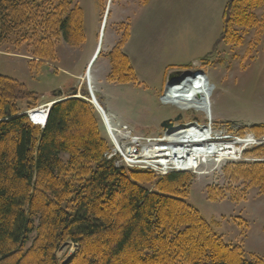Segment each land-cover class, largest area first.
Instances as JSON below:
<instances>
[{"label": "trees", "instance_id": "16d2710c", "mask_svg": "<svg viewBox=\"0 0 264 264\" xmlns=\"http://www.w3.org/2000/svg\"><path fill=\"white\" fill-rule=\"evenodd\" d=\"M76 1L0 0V43L21 35L32 42L34 57L50 61L60 40L83 45L84 10ZM99 2L105 17L108 4ZM261 10L264 0H228L222 33L208 55L223 43L242 44L244 35L260 28ZM128 37L127 31L109 54L112 82L135 81L124 52ZM40 99L0 75V264H61L56 252L66 242L79 246L68 264H264L226 244L185 200L192 176L170 173L155 181L151 172L117 168L104 156L107 141L88 101L54 103L41 128L24 114ZM258 129L260 137L264 126ZM250 155L264 158V147ZM225 172L264 191V161ZM208 195L217 200L213 190Z\"/></svg>", "mask_w": 264, "mask_h": 264}, {"label": "rangeland", "instance_id": "374dc122", "mask_svg": "<svg viewBox=\"0 0 264 264\" xmlns=\"http://www.w3.org/2000/svg\"><path fill=\"white\" fill-rule=\"evenodd\" d=\"M76 2L84 10L86 42L79 47H71L60 40L56 45L54 61L34 57L32 42L28 38L23 40L21 35L12 36L0 43V75L18 80L41 97L36 107L25 110L24 114L29 121L31 122V113L39 107L63 100L61 97H54L56 91H62V98H68L76 88L78 98L88 101L100 119L101 135L106 139L108 148L104 156L108 160L114 156L112 160H115L117 168H124L128 172L148 171L153 174L155 181H159L168 174L177 172L173 167L160 168L147 162L143 159L145 148H157L165 143L171 127H185L184 125L192 123H198L202 127L211 125L200 110L184 111L178 106L163 104L162 97L167 90L169 78L173 73L181 71L203 73L213 86L210 95L213 132L239 136L240 139L248 137L257 143L259 140V143L242 148V156L241 153L239 156L234 155V161H209L208 164H200L198 169L185 171L193 179L183 194L187 195L185 200L200 212L226 244L240 246L248 260L256 256L264 260V191L251 181H235L234 177L225 172L226 169L230 172L236 170L238 163L264 161V158L256 159L250 155L254 150L264 147L261 142L264 134L259 133L260 137L257 135L260 131L258 128L264 126V12L261 10L258 13L260 28L252 29L249 34L244 35L242 44L223 43L216 53L208 55L213 47L205 52L208 47L207 38L214 33L216 22L219 34L222 28L219 16L222 13L221 0L116 1L110 7L102 51L91 71L92 91L110 118L108 129L100 112L91 103L88 83L83 80L98 46L104 18L102 6L99 0ZM108 2L109 0H103L106 6ZM150 2L158 16L153 23L161 25L165 22L163 18L166 15L170 18V24L173 22L181 30L186 28L183 44L186 42L189 46H195L194 52L180 49L185 57L180 65L167 66L168 61L165 59L150 55L143 58L139 54L138 43L127 49L131 30L135 28L136 16ZM175 3H181L182 8L179 10V4L171 6ZM174 14H177L175 18ZM127 31L129 37L124 45V52L131 61L135 81L126 84L112 82L109 77L112 72L109 54ZM202 52L205 53L201 54ZM164 69H167L166 72L156 73V70ZM21 106L25 108L26 105ZM166 121L172 125L170 128H163ZM111 127L117 130L114 133L116 139L111 138ZM123 136H127V139ZM131 148L137 150L135 155L140 157L139 160L147 162L151 167L131 164V157L126 156ZM137 161L138 159L133 163ZM145 186L150 191L155 190L154 184ZM212 190L218 194L217 200L209 199L208 194ZM78 248L72 242L64 243L56 252L60 263L68 264Z\"/></svg>", "mask_w": 264, "mask_h": 264}, {"label": "bare ground", "instance_id": "6f19581e", "mask_svg": "<svg viewBox=\"0 0 264 264\" xmlns=\"http://www.w3.org/2000/svg\"><path fill=\"white\" fill-rule=\"evenodd\" d=\"M110 6L111 1L110 3H108L107 7L108 14L106 17V24L102 37L103 41ZM103 23L101 25L98 46L95 54L99 47ZM89 65L87 68H89ZM87 71L88 69H86L83 80L86 83L90 81L91 86L92 68L90 69L89 75ZM197 73L187 72L180 79L167 84V90L162 97V102L166 105L178 106L179 109L184 111L190 109L200 110L205 114L207 120L211 122V125L210 127H202L198 125V123H192L185 127H169L170 129L168 130L167 140L164 144L160 145L157 148H155L156 146H147L145 148V151L143 152V159L156 167H173L174 169L188 172L198 169L200 164H208L209 161L219 163H222L226 160L231 161L232 159H234V155L239 156V154L241 153L240 156H242V148H247V146L253 145L252 140H248V137L241 138L243 139L241 140L239 136H229L226 133H218L217 131H214L215 133L213 132L212 122L214 121L212 119L210 110V95L212 93L213 86L208 82V78L204 74L201 75ZM32 117L38 123H43L45 121V118L47 117L46 107H39L38 110L32 112ZM107 118L110 120L108 116ZM262 142H264V139H262ZM134 153V149H130L126 152V156L134 159H140V157H133ZM147 162L144 161L145 164ZM147 165L148 167L150 166L149 164ZM193 167L195 168L193 169Z\"/></svg>", "mask_w": 264, "mask_h": 264}, {"label": "crops", "instance_id": "0c3cea01", "mask_svg": "<svg viewBox=\"0 0 264 264\" xmlns=\"http://www.w3.org/2000/svg\"><path fill=\"white\" fill-rule=\"evenodd\" d=\"M227 2L228 0H221L222 13L221 15H219L221 19ZM178 4L179 3H175L171 6L176 7ZM179 7L180 10L182 8L181 3L179 4ZM156 13L157 11L153 9V6L150 2L145 5L144 10H142L136 16L137 19L134 23L135 28H132L131 30L130 44H128L127 49H129L130 47H134V43H138L137 47H139V54L143 58H148V56L150 55L153 58L165 59V61H168L167 66H169L170 64L180 65L182 58H185L184 55L180 53V49H188L190 52H194L195 46H189L186 42L183 44L182 39L184 37V33H186V28H183L181 30V28L174 25L173 22L172 24H170L168 22L170 18H168L166 15L165 18H163L165 22L161 24L162 26L153 23L154 20H156V18L158 17ZM175 16H177V14H174L173 18H175ZM221 32L222 28L220 30V34ZM220 34L218 33V25L216 22L214 33L207 38L208 47L206 48L207 51L205 52H208L212 47H214L215 43L220 37ZM205 52H202L201 54H204ZM128 54L129 56H131L130 51L128 52ZM197 56L199 55H196V57ZM166 70L167 69L161 71L156 70V73L159 74L160 72V74H162L163 72H166Z\"/></svg>", "mask_w": 264, "mask_h": 264}, {"label": "water", "instance_id": "95a60500", "mask_svg": "<svg viewBox=\"0 0 264 264\" xmlns=\"http://www.w3.org/2000/svg\"><path fill=\"white\" fill-rule=\"evenodd\" d=\"M111 0H109V3H110ZM107 14H108V9H107V13H106V16H105V19H104V23H103V27H102V32H101V38H100V42H99V47H98V50L94 56V58L92 59L90 65H89V68H88V75H89V72H90V69L92 68L93 64L95 63V61L98 59L100 53H101V44H102V37H103V33H104V28H105V24H106V17H107ZM186 72L184 71H181V72H176V73H173L170 78H169V81H168V84L177 80V79H180ZM198 74V73H197ZM88 91H89V94H90V97H91V103L93 105H95V107L97 108V110L100 112L102 118L105 120V123H106V126L108 127L109 129V119L107 118V111L104 110L101 105L99 104V102L97 101L96 97H95V94H94V91H92V87L90 86V81H88ZM63 92L62 91H56L53 95L54 97H61V99L63 100H60L58 102H61V101H64V100H67V99H70V98H78L77 94H78V90H75L72 92V95L68 98H62L63 97ZM169 121H166L163 123V128L167 129L169 127H171L170 125H168ZM79 247V246H78ZM79 249V248H78ZM77 249V250H78ZM73 257V256H72ZM71 260V259H70Z\"/></svg>", "mask_w": 264, "mask_h": 264}, {"label": "built area", "instance_id": "2783aa9c", "mask_svg": "<svg viewBox=\"0 0 264 264\" xmlns=\"http://www.w3.org/2000/svg\"><path fill=\"white\" fill-rule=\"evenodd\" d=\"M31 121L34 123V124H37V122H36V120H34L32 117H31ZM46 123H47V118L45 119V121L41 124L42 125V127H45V125H46ZM109 124H110V122H109ZM117 130L116 129H113L112 127H111V131H110V133H111V137L113 138V139H116V136L114 135V133L116 132ZM124 138H126L127 139V136H123ZM239 140V139H238ZM248 140H250V139H248ZM252 140V143L253 144H257V141L256 140H254V139H251ZM262 142V141H261ZM262 143H264V142H262ZM131 149H133V148H131ZM134 154H133V157H136V153H137V150L136 149H134ZM113 157L114 156H111V158L109 159V160H112L113 159ZM124 157L126 158V159H128L125 155H124ZM138 158V157H137ZM129 160H132V161H130V163L131 164H142V165H146V166H148L147 164H145L142 160H139L138 159V161L136 162V163H133L134 161H136L137 159H135V160H133V159H129ZM130 164V165H131ZM196 167V166H195ZM195 167H193V169L195 168ZM177 173H184V171H180V170H177V169H174Z\"/></svg>", "mask_w": 264, "mask_h": 264}, {"label": "flooded vegetation", "instance_id": "af4514ba", "mask_svg": "<svg viewBox=\"0 0 264 264\" xmlns=\"http://www.w3.org/2000/svg\"><path fill=\"white\" fill-rule=\"evenodd\" d=\"M168 125L172 126L170 123H168Z\"/></svg>", "mask_w": 264, "mask_h": 264}]
</instances>
